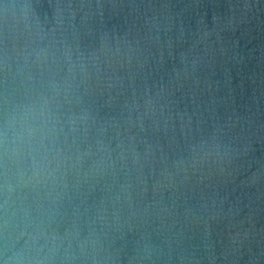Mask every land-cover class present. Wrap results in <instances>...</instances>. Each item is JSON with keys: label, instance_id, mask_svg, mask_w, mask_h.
<instances>
[{"label": "clouds", "instance_id": "9594fccd", "mask_svg": "<svg viewBox=\"0 0 264 264\" xmlns=\"http://www.w3.org/2000/svg\"><path fill=\"white\" fill-rule=\"evenodd\" d=\"M0 264H264V0H0Z\"/></svg>", "mask_w": 264, "mask_h": 264}, {"label": "water", "instance_id": "95a60500", "mask_svg": "<svg viewBox=\"0 0 264 264\" xmlns=\"http://www.w3.org/2000/svg\"><path fill=\"white\" fill-rule=\"evenodd\" d=\"M2 2H3V3H15V4H20V3H25V2H27V0H2ZM246 71H247V69H246ZM238 80H239V77H234V79H233V84L236 85L237 82H238ZM238 91H239V89H238Z\"/></svg>", "mask_w": 264, "mask_h": 264}]
</instances>
